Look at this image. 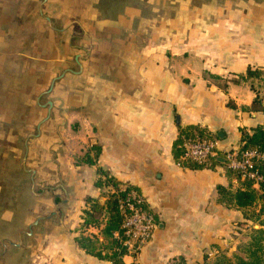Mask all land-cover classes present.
Returning a JSON list of instances; mask_svg holds the SVG:
<instances>
[{
  "label": "crops",
  "instance_id": "obj_1",
  "mask_svg": "<svg viewBox=\"0 0 264 264\" xmlns=\"http://www.w3.org/2000/svg\"><path fill=\"white\" fill-rule=\"evenodd\" d=\"M214 7H203L199 13L187 6L166 23L160 36L147 43L143 31L134 32L136 48L100 44L92 46L86 58L78 48L82 58L77 75L61 80L75 76L73 105L69 96L58 94L61 81L50 94L35 89L33 81L26 82L31 94L37 93L35 110H31L37 124L36 134L24 139L25 150H30L27 143L33 136L34 150L44 152L45 161L49 158L40 165L48 173L42 181L54 179L59 189L55 192L54 187L44 185L46 191L54 192L53 211L27 227L24 241L10 243L15 250L27 247L30 264H111L86 254L76 243L84 232L85 200L103 198L94 187L98 169L134 188L155 221L151 239L138 252L127 251L122 264H174L178 259L202 264L206 257L212 260L218 252L247 240L243 231L249 222L245 223L241 211L218 202L217 187L235 189L243 181L228 176L224 155L239 150L242 132L250 134L264 124V113L252 109L254 99L263 93L255 83L240 80L248 68L264 72V6L223 2ZM4 15L0 7V97L9 85L18 97L19 73H10L17 46L12 45L14 32L8 29L14 27L12 22L4 24ZM109 40L106 37L105 43ZM95 52L102 56L97 62L93 61ZM33 77L34 73L26 71V78ZM12 96L5 102L18 100ZM48 102L52 104L49 116L42 107ZM67 110L68 115L62 117ZM2 115L0 121L5 120L7 126L18 122ZM191 128L189 135L198 137L201 132V138L216 141V163L204 168L178 163L175 146L188 135L181 131ZM5 132L9 133L1 134ZM9 134L19 133L12 130ZM46 137L47 142L41 143ZM93 146L100 148L95 165L82 164ZM12 153L4 156L6 165L17 167ZM89 155L93 156L90 151ZM59 215L62 219L56 221ZM39 231L43 237L35 235ZM85 231L98 235L93 228Z\"/></svg>",
  "mask_w": 264,
  "mask_h": 264
},
{
  "label": "rangeland",
  "instance_id": "obj_2",
  "mask_svg": "<svg viewBox=\"0 0 264 264\" xmlns=\"http://www.w3.org/2000/svg\"><path fill=\"white\" fill-rule=\"evenodd\" d=\"M223 2L228 4L229 2H256L259 6H264V0H0V7L6 15L3 19L4 24L8 25L12 22L11 25L14 27L11 29L10 26L8 29L14 32L12 45L17 46V51L14 49L12 51L14 53L11 56L13 72L10 73H14L15 70L19 73L17 80L20 84L18 97L10 90V85L3 89L4 93L0 97L2 116L6 117L7 114L20 124L16 122L19 127L16 129L14 126L17 124L7 126L3 122L5 120L0 121V264H30V258L26 257L25 248L27 247L15 250L10 243L15 244L16 240L24 241L27 238V227L32 228L34 222H42L53 211L54 192H48L44 187L55 188L58 185L54 179L48 182L42 181L48 174L45 173L46 167L40 166L45 161V156L39 149V144L37 145L39 151L34 150L31 144L33 136L27 143L28 149L30 148L28 153L25 146L23 155L19 151L16 152L17 136L25 139V135L36 134L34 127L37 124V118L32 120L31 110L35 108L34 99L37 93L33 96L30 86L26 87L29 85L26 82L33 81L35 89L47 91L51 81L66 72L54 83V86L58 88L62 82V88L57 89L58 94L62 97L69 96L73 105L75 85H77L75 76H68L66 81L61 80L69 74L77 75L76 71L82 56L86 58V53L89 49L92 50V46L103 44L113 49L136 48L139 44L132 36L134 32L143 31V42L147 43L158 34L160 36V31L166 29V23L184 11L187 6L189 10L197 8L201 13L203 7L210 5L215 8L214 6L222 5ZM261 9L264 10V7ZM107 22H114V24ZM106 37L111 38L108 44L105 43ZM78 48L84 51L82 56ZM43 54L45 59L41 57ZM101 57L95 52L93 61L97 62ZM91 58L92 56L88 59ZM8 60L3 63L9 64ZM103 60L108 61V58L103 57ZM26 71H29V75L34 73V77L26 78ZM6 77L8 75L2 76V78ZM3 84L5 85L6 81ZM24 91L26 94L22 93ZM11 96L13 99L17 97L18 100L8 104L5 101ZM62 112L64 113L62 117L65 114L68 115V110ZM23 114L30 117L22 118ZM56 120L61 122L59 119ZM70 126L74 128L73 123ZM6 130L9 133L12 130H18L19 134L5 132L3 136L1 133ZM33 130L35 133H32ZM47 139L46 137L41 143L47 142ZM11 150L13 151L12 161L17 164V168L10 167L8 163L6 165L4 156L10 155ZM47 161L49 158L45 162ZM30 169L36 170L37 174L32 175ZM55 189V192L59 190ZM59 219H62L60 215L56 221ZM250 226L257 227L253 228L256 230L260 228L257 223H248L244 228L246 230L243 231V239H246L249 232L247 227L249 229ZM42 233L39 231L35 235ZM240 244L237 242L235 247L223 252L228 257H232L238 254Z\"/></svg>",
  "mask_w": 264,
  "mask_h": 264
},
{
  "label": "trees",
  "instance_id": "obj_3",
  "mask_svg": "<svg viewBox=\"0 0 264 264\" xmlns=\"http://www.w3.org/2000/svg\"><path fill=\"white\" fill-rule=\"evenodd\" d=\"M240 80L243 82L250 81L259 87L263 97L254 99L252 109L264 113V72L259 69L248 68L245 76L241 77ZM252 90L254 91L253 84ZM15 124L17 123L14 122ZM18 124L14 128H19ZM193 130L192 128L186 129L181 131L180 134H188L184 138L190 137L193 134L189 135V132ZM198 137H203L201 132ZM16 140L18 143L16 146V148L18 147L17 151L22 153L25 144L24 138L18 136ZM177 144L178 147L175 146V151L176 158L179 159L182 154L180 148L182 140L181 142L178 141ZM240 144L238 153L250 150L261 154L263 157V160L254 166L261 180L259 182L243 180L235 189H232L231 186L217 187L218 202L226 208L241 211L245 223H257L260 228L256 230L250 226L246 235L247 240L238 247V254L227 257L225 252L220 251L212 260L206 257L202 264H264V218L262 219L264 216V124L253 129L250 134L242 132ZM89 151L93 156H90L87 152L81 163L94 166L100 155V148L93 146ZM213 163H216L215 159ZM20 169L23 170V168ZM96 174L97 179L94 187L100 190L105 202L100 204L97 199L87 198L85 200L86 209L82 212L84 232L76 239V243L86 254L98 260L108 261L111 264H122L121 258L126 253V249L122 244L121 226L123 216L120 214L119 207L121 203L129 199L131 193L138 194L134 188L121 184L103 170L98 169ZM227 174L240 181V174L231 171H227ZM258 205H260V208L255 214L254 209ZM89 228L96 229L98 235L86 233L85 229L88 230ZM174 264L186 263L184 260L178 259Z\"/></svg>",
  "mask_w": 264,
  "mask_h": 264
},
{
  "label": "built area",
  "instance_id": "obj_4",
  "mask_svg": "<svg viewBox=\"0 0 264 264\" xmlns=\"http://www.w3.org/2000/svg\"><path fill=\"white\" fill-rule=\"evenodd\" d=\"M180 148L182 154L179 164L190 163L204 168L210 166L217 156L216 141L211 138L185 137ZM224 160L227 170L240 174V179L254 182L261 180L254 169L263 160L261 154L250 150L242 153L228 152L224 155ZM119 211L123 216L122 244L126 252H138L152 237L155 230L154 218L145 209L142 199L134 193L120 204Z\"/></svg>",
  "mask_w": 264,
  "mask_h": 264
},
{
  "label": "water",
  "instance_id": "obj_5",
  "mask_svg": "<svg viewBox=\"0 0 264 264\" xmlns=\"http://www.w3.org/2000/svg\"><path fill=\"white\" fill-rule=\"evenodd\" d=\"M66 72H64L62 75H60L58 78H56V79H53L52 81H51V83H50V86H49V88H48V90L46 91V94H50L51 93V91H52V89H53V86H54V83L56 82V81H58V80H60L63 76H64V74H65ZM43 108H47V112H48V116H49V114H50V111H51V108H52V104L50 103V102H48L46 105H44V106H42ZM31 174L33 175L34 174V172H31ZM103 198H101V199H99V202L100 203H103ZM35 224H37V222H35ZM257 228V227H256ZM259 229V228H258ZM228 257V256H227Z\"/></svg>",
  "mask_w": 264,
  "mask_h": 264
},
{
  "label": "flooded vegetation",
  "instance_id": "obj_6",
  "mask_svg": "<svg viewBox=\"0 0 264 264\" xmlns=\"http://www.w3.org/2000/svg\"><path fill=\"white\" fill-rule=\"evenodd\" d=\"M76 60V62H77V59H75ZM47 109V108H46ZM51 112V111H50Z\"/></svg>",
  "mask_w": 264,
  "mask_h": 264
}]
</instances>
